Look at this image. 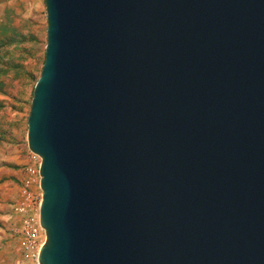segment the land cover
<instances>
[{
    "label": "water",
    "instance_id": "1",
    "mask_svg": "<svg viewBox=\"0 0 264 264\" xmlns=\"http://www.w3.org/2000/svg\"><path fill=\"white\" fill-rule=\"evenodd\" d=\"M44 4L39 264H264V0Z\"/></svg>",
    "mask_w": 264,
    "mask_h": 264
},
{
    "label": "rangeland",
    "instance_id": "2",
    "mask_svg": "<svg viewBox=\"0 0 264 264\" xmlns=\"http://www.w3.org/2000/svg\"><path fill=\"white\" fill-rule=\"evenodd\" d=\"M44 0H0V264L17 258L11 207L24 157L32 93L44 63ZM23 160V159H22Z\"/></svg>",
    "mask_w": 264,
    "mask_h": 264
},
{
    "label": "built area",
    "instance_id": "3",
    "mask_svg": "<svg viewBox=\"0 0 264 264\" xmlns=\"http://www.w3.org/2000/svg\"><path fill=\"white\" fill-rule=\"evenodd\" d=\"M25 163L11 207L16 220L12 236L16 242L17 258L13 264H39V254L45 242V232L40 223L41 159L24 145Z\"/></svg>",
    "mask_w": 264,
    "mask_h": 264
},
{
    "label": "crops",
    "instance_id": "4",
    "mask_svg": "<svg viewBox=\"0 0 264 264\" xmlns=\"http://www.w3.org/2000/svg\"><path fill=\"white\" fill-rule=\"evenodd\" d=\"M25 154H24V157L22 156V158H19L20 159V161H18V162H16L17 164H20V163H22V164H24L25 163ZM23 159V160H22Z\"/></svg>",
    "mask_w": 264,
    "mask_h": 264
},
{
    "label": "trees",
    "instance_id": "5",
    "mask_svg": "<svg viewBox=\"0 0 264 264\" xmlns=\"http://www.w3.org/2000/svg\"><path fill=\"white\" fill-rule=\"evenodd\" d=\"M2 88H3V87H2V84L0 83V93L3 92V91H2ZM2 107H3V106H2V103L0 102V109H1Z\"/></svg>",
    "mask_w": 264,
    "mask_h": 264
}]
</instances>
